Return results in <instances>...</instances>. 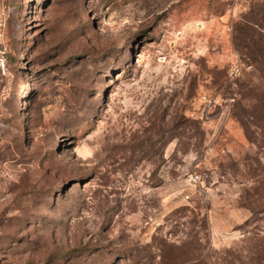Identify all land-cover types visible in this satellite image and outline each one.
Returning <instances> with one entry per match:
<instances>
[{
	"label": "rangeland",
	"instance_id": "374dc122",
	"mask_svg": "<svg viewBox=\"0 0 264 264\" xmlns=\"http://www.w3.org/2000/svg\"><path fill=\"white\" fill-rule=\"evenodd\" d=\"M0 264H264V0H0Z\"/></svg>",
	"mask_w": 264,
	"mask_h": 264
}]
</instances>
